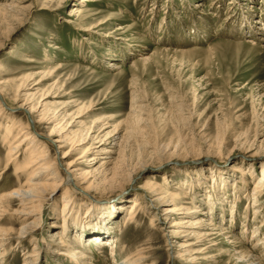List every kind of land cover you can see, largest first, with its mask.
Wrapping results in <instances>:
<instances>
[{
	"label": "rangeland",
	"instance_id": "374dc122",
	"mask_svg": "<svg viewBox=\"0 0 264 264\" xmlns=\"http://www.w3.org/2000/svg\"><path fill=\"white\" fill-rule=\"evenodd\" d=\"M77 4L79 0H0V83L10 90L28 78L32 91L38 88L35 101L48 96L50 110L66 113L69 130L86 137L66 161L75 160L76 170L61 168L60 189L46 195L40 223L29 238H18L26 222L17 212L22 209L17 198L7 213L1 212L0 228L13 231L6 241L0 235V264H124L141 245L151 264H257L248 259L239 263L235 257L243 251L264 264L263 238L244 232L248 221L264 227V0H96L83 17L71 16ZM60 62L64 65L57 69ZM7 104L8 113L29 122L45 140L49 125L41 130L36 119ZM133 115L141 117L139 124ZM134 122L144 130L125 150L132 155L128 160L133 165L151 161L123 186L105 185L100 171H114L121 163L122 137L128 126H137ZM1 128L0 195L25 182L17 177L16 165L4 169L7 144ZM48 148L60 158L53 143ZM243 164L253 165L247 184L232 169ZM155 175L174 189L184 186L188 206L193 200L202 211L212 206L211 215H193L206 218L209 236L169 237L168 225L176 216L166 220L160 215L151 223L155 202L139 186ZM185 180H190L188 186ZM67 190L74 211L62 229L59 213ZM136 198H142L144 208L128 224ZM97 202L106 205L105 213L94 211L91 217H108L105 226L99 230L77 223L73 215L86 216L85 205ZM55 233L65 235L68 244ZM57 243L90 258L55 252ZM189 243L195 262L177 253L179 245ZM35 251L34 259L29 257Z\"/></svg>",
	"mask_w": 264,
	"mask_h": 264
},
{
	"label": "bare ground",
	"instance_id": "6f19581e",
	"mask_svg": "<svg viewBox=\"0 0 264 264\" xmlns=\"http://www.w3.org/2000/svg\"><path fill=\"white\" fill-rule=\"evenodd\" d=\"M94 1L96 0H79V4L75 5L72 8L71 16L83 17L86 14L85 8L88 7V5ZM102 24L103 22L99 23L98 25H91L90 27L97 28ZM84 30H86V28ZM57 65H58L57 66L58 69L62 67L64 64L60 62ZM109 65L111 67L112 66L117 67L116 63L114 64L111 62V64ZM28 80L29 79L27 78L26 82H23L21 85H18L13 89L11 88L10 89L11 91L5 88V86H3V83H0V127L5 129L3 134V141L4 143L7 144L6 159H5L6 161H5L4 169H7L10 164H14L16 165L17 168L16 169L17 177L19 179L20 178L25 179V182H23L22 180L20 181L18 188L10 190L7 193L0 195V214L1 212L7 213L8 206L12 203L13 198L18 199L20 205L22 206L21 207L22 209L17 212L20 215L19 217L26 222V224L23 225L19 231L18 238L20 239L29 238L32 234L31 230L34 227H36L37 224L39 225L41 217L38 215H40V212L43 207V201L47 197L46 195L51 193L54 194L60 189L61 183L63 181L61 168L62 167L64 168V165H66L67 172L76 170L75 167L77 163L75 160L70 161L68 163H66V161L72 156L73 151L79 150L78 145H81L84 142H86L85 136L82 135L81 137H79L77 133H72L69 130L68 126L71 125V123L66 120L67 117L66 113L63 112L59 113L57 111L50 110L49 108L50 103L49 101L46 100L48 96L35 101L36 94L38 93L37 92L38 88L35 89V91H32L34 90V87H30V84L27 83ZM41 81L43 80H40L39 82L34 84V86L42 83ZM8 101H10L13 104H9ZM7 103L10 106H12V108L23 110L31 119H36L37 126L39 129L42 130L44 129V125L46 126L49 125V127H45V131L46 129H49V132L47 130L48 135L47 136L42 135V138L45 140H41L39 136L35 134L29 122L24 123V121L22 122L20 119L17 120L13 114L8 113L5 107ZM136 117L137 118L136 119L134 118V120L137 124H139L141 121V117L139 116ZM3 119H5V121ZM136 123L135 125H137ZM143 130L144 129H140L138 125L136 127L128 126V128L125 129V137L123 136L121 141L123 144L120 155L121 163L118 164L116 167H114V171H112L111 169L100 171V173L102 174V178H99L101 183L105 185L107 184L111 187H120L123 186V184H125L127 181L128 182L132 181L141 171H143V169L148 164V161L151 158L148 159V161L145 159L144 161H141L143 160L141 159L140 162L137 163V165H133L134 163L131 164V162L128 160L132 158V155H126L127 153L125 151L126 149L128 150L129 148L128 145L130 147L132 146L131 144H129L131 139L138 137L140 133H143ZM179 139L181 138L179 137ZM50 142L55 145L56 148L55 153H61L60 158L56 156L53 157L49 153L48 147L50 145ZM184 144L187 145L188 143L186 144L185 142ZM173 145H177V144H173ZM66 147H69V149L64 150V148ZM158 148H160V146ZM62 149L64 151H62ZM180 149L183 148L180 147ZM159 150H163V149L160 148ZM90 151H91V146L85 148L83 155L89 153ZM154 152H156V149ZM161 155H158V157ZM22 157L23 159L20 160ZM96 158L97 157L94 156L91 159H96ZM104 163L106 162H103L102 164ZM2 165H3L2 162H0V167ZM245 165L246 164L240 166H233L232 169L238 170L241 173V176L243 177L242 178L243 181L247 184L248 181L246 179L247 178L246 176L247 175L252 176L253 173L252 171H250L251 164L249 166L246 165L247 167ZM262 167H263V169L261 170L262 177L260 178L261 182H263L264 180V165ZM85 173L83 172L82 175L86 176ZM1 175L2 173H0V176ZM159 179L156 177V175L146 177L142 185L139 186L141 192L142 191L145 192L148 195V197L151 198V201L155 202V208L157 209V212H153L151 223H154L155 218L159 217L160 215H163L166 218V220L167 218L169 219L171 216H176L177 218L174 217L168 225L170 229H168L167 235L169 237L179 238L181 236L193 235L195 238L199 239L202 237L209 236L207 235V233L204 232L205 231L204 228L207 226L205 223L206 218L193 219V215L194 213L197 212H201L203 216H206L207 214L211 215L212 206H209L210 211H208V209L202 211L200 206H198V204L194 202V200L191 201L192 203L191 207L188 206V203L190 202L185 200L188 198V190H185L184 186L183 188H181V186H177L180 188L174 189L168 185L165 179H163L162 181ZM184 183H186L188 186L190 180H185ZM192 184H194V180L192 181ZM258 185L256 187H258ZM259 193L260 192L254 194L256 196L254 197L255 203L253 204V207H255L256 209L258 208V203L256 202L258 201L257 194L259 195ZM63 199H64L63 200L64 207L63 210L59 213V215L62 217L64 221L62 225V229H65V227L68 226V220H69L68 214L70 213V210L74 211L72 206L74 204L72 203L74 202V200H73V196H71L70 190H67V192L64 194ZM141 199L142 198H136L134 201V205L130 208V211L128 212L126 217V222L128 224L134 221V219L137 217L138 210L144 208V201H142ZM210 205L212 204L210 203ZM105 206L106 205L99 202L94 204L93 203L87 204L85 205L86 207L85 209H87L88 211L86 216L83 215L84 213L82 214L80 212L72 215L73 218L77 221V223L83 224L84 226L90 224V226H93L95 229L100 230L102 224L105 222L104 223L105 226L109 218L103 217V219L102 218L93 219L91 216L93 215L94 211H98V210L104 211L103 213H105V208H106ZM234 218L236 217L232 215L231 221H233ZM30 219L32 220L28 222ZM255 224L256 223L253 221L252 222L248 221L247 225H245L244 227V232L246 234H250L252 236V239L260 237L263 238L262 240H264V230H263L264 227ZM11 230L0 228V235L4 236V241L11 238V234L13 231ZM64 236L62 234L61 235H58L57 233L54 234V237H58V239L60 238L61 243L62 241L63 242L65 241V243L68 244V242L64 239L65 238ZM99 238L100 237H97V239ZM103 241H107V240L104 239ZM228 243L233 244V242H228ZM2 245L4 244L3 243L0 244V249ZM190 245L192 244L189 243L186 245L183 244L179 245L180 248L178 249L177 253H179L178 255H181V257L183 256L185 257V254H182V252L186 253L187 254L186 260L195 262L197 258V256H194L195 252L193 253V250H191L190 248H186L188 246L190 247ZM115 247L117 248L118 246L116 245ZM55 248H56L55 252H59L61 250V252H64V254L66 255L70 254L71 257L72 256L78 257L79 254L80 255L79 260L90 258L88 254L83 250L81 251L78 250L77 251L78 254L73 252L70 253V251L68 250L66 251V249H64L62 245H60V243L59 244L57 243ZM146 251L147 249L145 248V246L143 247L141 245L137 249V251L127 254V256L124 258V264H151L148 262L150 256L146 254ZM35 256H36V251L29 257L34 259ZM235 258L239 260V263H243L244 259H248V261L256 262L257 264L258 263L262 264V260L258 261V259L260 258L251 251L239 252Z\"/></svg>",
	"mask_w": 264,
	"mask_h": 264
}]
</instances>
